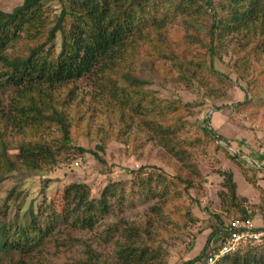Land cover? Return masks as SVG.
<instances>
[{"label":"trees","instance_id":"16d2710c","mask_svg":"<svg viewBox=\"0 0 264 264\" xmlns=\"http://www.w3.org/2000/svg\"><path fill=\"white\" fill-rule=\"evenodd\" d=\"M43 1L22 0L11 10L0 9V89L9 86L13 92L8 110L0 102V184L22 169L39 170L43 162L57 163L60 151L71 143L73 125L82 121L76 114L83 98L74 101V87H70L80 79L91 80L98 90L91 92L95 106L85 115L112 116L116 128L110 131L111 137L120 140L124 126L133 125L163 137L169 127L181 122L174 116L179 102L165 101L144 89L148 81L135 71L136 66L163 68L176 82L199 81L203 72L216 78L221 75L215 70L216 43L227 37L242 45L235 67L244 80L251 81L250 88L257 87V94L245 95L241 105L264 102V0H47L60 5L52 20L42 13ZM208 18L211 25L207 31L203 20ZM174 24L185 29V36L174 39ZM58 33L61 44L56 51ZM201 34L205 40L198 37ZM250 57L261 62L254 80L252 74L242 72L245 68L254 73L255 68L248 65ZM202 125L206 135L224 141L209 127V118ZM52 127L60 135L48 139L45 133ZM138 135L134 133L130 141H138ZM56 140L60 142L56 144ZM222 174L233 199L231 206L240 211L230 219L256 218L258 214L242 206L245 199L234 202L232 174ZM112 188L108 185L102 196L94 199L86 184H68L61 212L52 203H41L37 210H29L27 225L0 226V264L5 259L25 264L23 260L15 263L13 257L41 254L46 242L58 241L59 234L68 229L93 226L99 215L109 212ZM8 208L0 207V215L6 216ZM217 217L219 225H225ZM149 227L148 221L132 222L123 229V239L117 241L116 264H160L153 247L159 236ZM222 233L219 227L211 232L198 264L218 249L220 243L212 247L210 243ZM68 235L72 237L71 232ZM86 253L88 264H100L96 252ZM216 264H264V244L246 243L238 253Z\"/></svg>","mask_w":264,"mask_h":264},{"label":"rangeland","instance_id":"374dc122","mask_svg":"<svg viewBox=\"0 0 264 264\" xmlns=\"http://www.w3.org/2000/svg\"><path fill=\"white\" fill-rule=\"evenodd\" d=\"M21 2L0 0V9L11 10ZM59 6L56 1L45 0L42 13L52 20ZM203 23L208 31L211 19ZM175 25L179 24H174L171 31L174 39L185 36V29ZM198 37L205 40V34ZM60 44L58 33L54 41L56 51ZM240 49L242 45L234 39L218 40L215 70L221 75L215 78L203 72L202 79L192 83L176 82L163 68L136 66L135 71L148 81L144 89L165 101L179 102L174 116L181 122L169 127L163 137L138 125L124 126L120 140L111 137L110 131L116 128L112 116L85 115L95 106L90 97L91 92H98L94 83L80 79L70 84L74 87V101L83 98L76 114L82 121L73 125L71 143L60 151L57 163L43 162L39 170L22 169L13 179L0 184V207L9 206L7 215H0V226L27 225L29 210H37L41 203H52L61 212L64 188L72 183L86 184L94 199H99L108 185L113 186L109 212L99 215L91 227L68 229L59 234L58 241L46 242L41 254L15 255L14 262L88 264L86 252L91 250L98 254L100 264L104 260L116 264L117 241L123 239V229L132 222L148 221L151 232L159 236L153 247L159 253L160 264H198L211 232L223 226L219 225L217 215L226 224L240 212L231 206L233 199L225 188L223 172L231 173L236 184L234 202L245 199L242 206L259 215L254 224H263L264 102L241 105L245 95L250 98L257 94V87L250 88L251 81L244 80L235 67ZM205 57L208 64L211 56L207 52ZM248 63L255 68L254 73L245 68L242 72L246 76L252 74L254 80L261 62L250 57ZM12 95L11 87L0 89V102L7 110ZM207 118L209 127L224 141L204 133L202 124ZM55 130L52 127L46 137L59 136ZM134 133L139 134L138 141L131 142ZM102 145L103 150L99 149ZM80 148L85 151L80 152ZM141 167L145 168L144 173H139ZM155 177L160 178L157 183L153 181ZM155 207L161 210H154ZM221 239L217 235L210 246L219 245ZM10 262L5 259L2 264H14Z\"/></svg>","mask_w":264,"mask_h":264},{"label":"built area","instance_id":"2783aa9c","mask_svg":"<svg viewBox=\"0 0 264 264\" xmlns=\"http://www.w3.org/2000/svg\"><path fill=\"white\" fill-rule=\"evenodd\" d=\"M255 219L253 216L245 219L236 218L221 226V231L225 233H222L221 237L224 239H221L220 246L216 251L210 252L204 257L201 264H216L225 256L236 254L246 243L251 241L262 243L264 241V217L261 218L263 224L259 226L254 224Z\"/></svg>","mask_w":264,"mask_h":264},{"label":"clouds","instance_id":"9594fccd","mask_svg":"<svg viewBox=\"0 0 264 264\" xmlns=\"http://www.w3.org/2000/svg\"><path fill=\"white\" fill-rule=\"evenodd\" d=\"M245 245H246V244H245ZM245 245H244V246H245ZM239 251H240V250H239ZM239 251H238V252H239ZM238 252H237V253H238ZM233 255H234V254H233ZM229 256H230V255H229Z\"/></svg>","mask_w":264,"mask_h":264}]
</instances>
